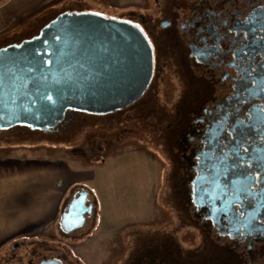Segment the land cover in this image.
<instances>
[{"label":"flooded vegetation","instance_id":"flooded-vegetation-1","mask_svg":"<svg viewBox=\"0 0 264 264\" xmlns=\"http://www.w3.org/2000/svg\"><path fill=\"white\" fill-rule=\"evenodd\" d=\"M257 4H264V0H152L146 16L131 12L129 19H123L101 13L139 27L151 47L150 81L142 95L128 106L144 110L145 96L156 94L159 73L170 69L176 75L180 90L168 110L173 120L166 127L165 141L179 152L177 193L183 224H191L202 243L199 250L191 253L171 236H163L157 244L145 242L138 246L135 239L120 264H264V195L256 191L264 188V178L261 184L253 185V199L248 206L239 184L230 183L233 178L226 171L233 159L230 151L234 147L236 113L247 112L251 107L236 103L235 78L249 66L255 76L264 65V31L254 21H243L244 16L264 14ZM262 101L264 98H252L253 104ZM124 108L97 115L115 114ZM80 112L66 110L46 134L65 132ZM8 129L20 128L16 125ZM254 149L264 151L256 142L249 151ZM81 188L84 187L78 189ZM87 197L89 200L88 194ZM90 204L89 200L85 222L90 218ZM30 251L28 246L22 248L20 264ZM44 257L57 258L64 264L61 256L45 253L38 256L35 264ZM26 264H32L31 260Z\"/></svg>","mask_w":264,"mask_h":264},{"label":"rangeland","instance_id":"rangeland-1","mask_svg":"<svg viewBox=\"0 0 264 264\" xmlns=\"http://www.w3.org/2000/svg\"><path fill=\"white\" fill-rule=\"evenodd\" d=\"M151 4L152 0H55L39 9L13 40L30 38L61 12L92 11L129 19L131 12L146 16ZM156 81V94L145 96L144 110H136L134 105L109 115L76 113L65 132L46 134L25 125L0 131V158L6 150L22 149V144H41L45 159L53 154L45 151L74 153L86 159L83 170L92 172L93 178L84 183V188L90 201L91 190L100 192L104 221L112 223L104 227L101 222L95 227L96 216L91 210L83 228L72 234L59 228L53 235L54 243L32 247L23 264L28 260L35 264L43 253L61 256L64 264H120L135 239L137 246L145 242L157 244L166 235L191 253L199 250L202 243L198 231L191 224H183L179 209V152L165 141L166 127L173 120L168 110L178 99L179 84L170 69L162 70ZM52 145H61L64 151H53ZM23 150L29 153L30 147ZM95 161L103 164L100 172L96 171L99 163ZM8 252L11 254L13 249ZM8 252L0 264H8L4 262ZM13 262L9 264H17Z\"/></svg>","mask_w":264,"mask_h":264},{"label":"water","instance_id":"water-1","mask_svg":"<svg viewBox=\"0 0 264 264\" xmlns=\"http://www.w3.org/2000/svg\"><path fill=\"white\" fill-rule=\"evenodd\" d=\"M152 67L150 44L133 23L92 11L61 12L36 35L0 47V130L25 125L50 132L68 109H122L142 95ZM88 205L87 190H75L61 211V229L81 228ZM38 264L62 263L44 257Z\"/></svg>","mask_w":264,"mask_h":264},{"label":"crops","instance_id":"crops-1","mask_svg":"<svg viewBox=\"0 0 264 264\" xmlns=\"http://www.w3.org/2000/svg\"><path fill=\"white\" fill-rule=\"evenodd\" d=\"M54 1L2 0L0 46L16 39L39 9ZM52 146L50 149L53 151L62 149L61 145ZM19 147L22 152L6 150L0 158V263L14 244H18L13 249L16 254L13 256V252H8L9 258L4 261L8 264L15 260L20 264L19 251L24 246L32 248L53 242V235L61 228L59 218L63 202L93 178L92 172L83 170L86 159L82 160L80 155L45 151L53 153L45 159L41 144H22ZM25 147H30L29 153L23 150ZM102 166V163L97 164L96 171L100 172ZM91 193L96 200L95 227L98 228L101 222L107 227L112 223L104 221L100 192L95 189Z\"/></svg>","mask_w":264,"mask_h":264},{"label":"snow or ice","instance_id":"snow-or-ice-1","mask_svg":"<svg viewBox=\"0 0 264 264\" xmlns=\"http://www.w3.org/2000/svg\"><path fill=\"white\" fill-rule=\"evenodd\" d=\"M251 2L252 0H249V3ZM257 8L264 9V4H257ZM255 11L256 9H253V12ZM243 21H254L260 30L264 31V14L244 16ZM2 82L3 79L0 77V83ZM233 87L236 89L233 94L236 103L240 105L248 103L251 107L247 112L236 113V127L233 129L235 134L232 137L234 147L230 151L233 159L227 165L226 171L233 178L229 182L239 184L241 195L248 206H251L253 199L251 189L253 185L261 184V178H264V151L255 149L249 151L253 142L259 143L264 149V101L259 105L252 103V98H264V65L260 66V71L255 76L251 66L242 69L241 75L235 78ZM249 163L252 167L248 166ZM256 191L264 195V188H257ZM240 215H243V212H240Z\"/></svg>","mask_w":264,"mask_h":264},{"label":"trees","instance_id":"trees-1","mask_svg":"<svg viewBox=\"0 0 264 264\" xmlns=\"http://www.w3.org/2000/svg\"><path fill=\"white\" fill-rule=\"evenodd\" d=\"M46 23H44L42 26H44ZM41 26V27H42ZM40 27V28H41ZM38 32V31H37ZM24 39V38H23ZM21 40V39H20ZM16 41H19V40H12V41H10L9 43H15ZM28 127V126H27ZM30 128V127H29ZM90 192V191H89ZM90 194L92 195V193L90 192ZM93 196V195H92ZM88 210H89V212L91 211V210H93V212L95 213V210H96V200H95V198H93V200L91 201V204H90V206H89V208H88ZM92 212V211H91ZM92 212V213H93ZM92 215V214H91Z\"/></svg>","mask_w":264,"mask_h":264}]
</instances>
